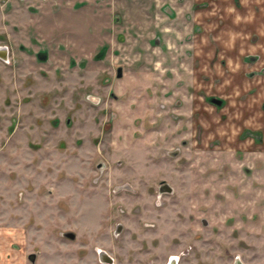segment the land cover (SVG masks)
I'll use <instances>...</instances> for the list:
<instances>
[{
    "label": "rangeland",
    "instance_id": "obj_1",
    "mask_svg": "<svg viewBox=\"0 0 264 264\" xmlns=\"http://www.w3.org/2000/svg\"><path fill=\"white\" fill-rule=\"evenodd\" d=\"M0 44V264H264V0H0Z\"/></svg>",
    "mask_w": 264,
    "mask_h": 264
},
{
    "label": "flooded vegetation",
    "instance_id": "obj_2",
    "mask_svg": "<svg viewBox=\"0 0 264 264\" xmlns=\"http://www.w3.org/2000/svg\"><path fill=\"white\" fill-rule=\"evenodd\" d=\"M86 5V4H85ZM89 38H90V36H89ZM71 41H75L74 39L73 40H71ZM71 41H69V42H71ZM72 43H74L75 44V42H72ZM83 46H82V48L84 49V50H86V48H88V49H91V45H92V41H90V44H89V42L87 43L86 41H84V43L82 44ZM79 46H81V45H79ZM11 54H12V51H11V48H10V46L8 45V44H0V61H2L3 63H5V64H11ZM100 55L101 54H103V46L102 47H100V53H99ZM37 56H39L40 57V59H42L41 57L43 56V53L42 52H40V53H38L37 54ZM96 59H100V58H96ZM81 62H80V64H79V67H81ZM84 65V64H83ZM91 67V65L90 64H88V65H84L83 67H82V69H84V71L85 70H88V68H90ZM121 68V67H120ZM78 69V68H77ZM121 70H122V68H121ZM119 73V68H118V70H117V74ZM84 75V77H86L85 76V74H83ZM122 76H123V70H122ZM122 76H118V77H122ZM20 190H18V191H16V197H15V201L17 200L18 202H17V204H19V197H20V192H19ZM159 192L161 193V194H170L171 192H172V188H171V186L170 185H168V184H166L165 182H160V187H159ZM51 193V192H50ZM153 193V192H152ZM158 194V193H157ZM22 199H23V197H24V194H23V192H22ZM137 203H140V202H137ZM9 204H11V202H9ZM20 205V204H19ZM134 210H135V214H136V211H137V215L138 214H140V213H138L140 210H139V207L138 206H135L134 208H133ZM103 214V212H101V215ZM101 218V217H100ZM103 220V217L101 218V221ZM203 222H204V224H207V222L206 221H204L203 220ZM120 228H121V226H120ZM121 232H123V231H121ZM121 234V233H120ZM159 237H160V235H159ZM168 237H170V236H168ZM165 238L166 239H164V240H166L167 241V243L165 244V245H169L170 244V240H168L167 239V236H165ZM170 239V238H169ZM91 240H95V241H97L98 240V238L97 239H91ZM103 240H106V239H103V237L102 238H100V241L103 243ZM81 243H83V247H86V246H89L90 244H91V241L90 240H84V241H81ZM153 248H155V245H153ZM155 251H150L149 252V254H153ZM148 253V252H147ZM162 253L163 252H161L160 254H156L155 255V257H157L156 258V260H161V259H164V255H162ZM100 256H101V258L103 259V263H105V264H113V257H111L110 256V254H108V253H106V251L105 250H100ZM22 257V256H21ZM90 257V256H89ZM89 257H85V258H87L88 259V262L90 263L91 262V259L89 258ZM75 258V257H74ZM76 258H78V257H76ZM79 258H81V259H84L83 257H79ZM30 259H33V261H36V259H37V256L36 255H31L30 256ZM180 257H178V256H176V255H169L168 256V259H167V263L166 264H179V262H180Z\"/></svg>",
    "mask_w": 264,
    "mask_h": 264
},
{
    "label": "water",
    "instance_id": "obj_3",
    "mask_svg": "<svg viewBox=\"0 0 264 264\" xmlns=\"http://www.w3.org/2000/svg\"><path fill=\"white\" fill-rule=\"evenodd\" d=\"M118 76H122V70H121V68H119ZM213 101L216 102L217 104H218V103L220 104V102H221V101H219V100H217V99H214Z\"/></svg>",
    "mask_w": 264,
    "mask_h": 264
}]
</instances>
